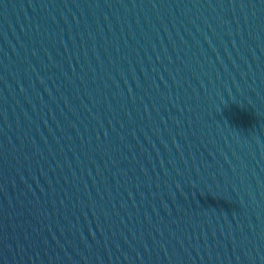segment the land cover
<instances>
[{
    "label": "water",
    "instance_id": "water-1",
    "mask_svg": "<svg viewBox=\"0 0 264 264\" xmlns=\"http://www.w3.org/2000/svg\"><path fill=\"white\" fill-rule=\"evenodd\" d=\"M0 40L264 264V0H0Z\"/></svg>",
    "mask_w": 264,
    "mask_h": 264
}]
</instances>
